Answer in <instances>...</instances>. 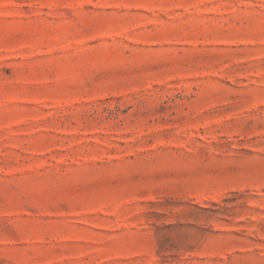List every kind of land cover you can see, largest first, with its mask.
I'll return each instance as SVG.
<instances>
[{"label":"rangeland","instance_id":"rangeland-1","mask_svg":"<svg viewBox=\"0 0 264 264\" xmlns=\"http://www.w3.org/2000/svg\"><path fill=\"white\" fill-rule=\"evenodd\" d=\"M0 264H264V0H0Z\"/></svg>","mask_w":264,"mask_h":264}]
</instances>
